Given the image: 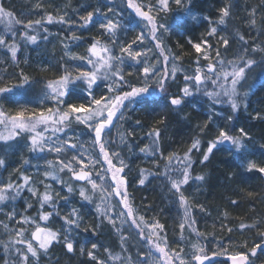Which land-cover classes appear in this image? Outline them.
Here are the masks:
<instances>
[{
    "label": "snow or ice",
    "instance_id": "obj_1",
    "mask_svg": "<svg viewBox=\"0 0 264 264\" xmlns=\"http://www.w3.org/2000/svg\"><path fill=\"white\" fill-rule=\"evenodd\" d=\"M43 7L42 3L36 4L37 9ZM87 7L91 10L83 15L79 12L84 6L73 10L75 18L67 10H58L25 21L0 5V49L6 57L0 59V81L8 74L9 65L20 69L11 73L14 82L0 83L3 264H40L42 256L56 244L66 254H75L79 245L80 255L86 254L90 264H255L264 254V216L248 223L245 221L251 217L230 218V213L223 211L213 221V228L219 223L228 235L215 237L214 231L205 232L197 226L196 212L205 217L210 213L204 204L191 202L184 188L206 181L205 173L193 175L195 165L198 160L205 166L215 151H226L236 163L238 172L229 173L228 181L237 175L243 181L252 172L264 175V162L251 159L257 152L264 156V143L257 147L247 126L237 127L241 110L247 113L250 106V96L258 87L264 88V40H259L264 36V15L256 38L249 41L239 28H228L233 0H224L216 9V19L194 11L193 0H121L120 6L116 0H96L95 6ZM260 8L264 3L253 7L245 17L249 30L256 27ZM190 22L207 27L198 38L186 37L191 52L184 51V45L177 41V53L167 39L174 34L184 36L190 31ZM50 25L60 26L55 35L63 54L54 77H36L20 68L18 54L22 47L47 43L53 36ZM93 26L98 35L77 34ZM137 28L140 31L135 37L127 39V34ZM146 39L152 47L145 46ZM234 43L237 48L232 52ZM81 44H87L83 54L72 51ZM257 53L261 54L259 59L255 58ZM186 56H194L188 68L184 67ZM28 63L26 56L24 64ZM254 69H259L258 78L241 91ZM40 70L46 72L48 66ZM36 85L40 86L39 92L33 99L20 103L18 98L32 95ZM197 98L209 102L204 113L207 119L196 125L198 131L184 151L165 155L161 137L169 115L181 113L190 104L196 107L193 102ZM5 101L16 106L10 108ZM136 108L149 115L159 110L158 118L144 135L149 143L139 148L140 153L153 158L156 171L140 168L136 183L144 186L149 177L166 181L173 202L182 211L177 247H172L166 227L158 218L140 214L129 191L131 168L124 150H135L134 129L146 125L135 120L128 130L118 133V138L112 135L118 124L122 127V121L131 119L126 115L128 110ZM180 119L186 121L189 117L185 114ZM250 119L264 123V113L254 110ZM210 134L204 148L201 138ZM21 148L29 156L21 155L18 166L5 179L3 173L17 163L9 155ZM196 153L200 155L194 159ZM50 154L53 158L46 159ZM32 160H43L44 164H32ZM161 162L163 171L159 170ZM30 168L34 172L30 173ZM24 193L29 199H23ZM243 197L252 200L257 194L247 191ZM258 198L264 200V193ZM19 201L24 204L22 211L15 207ZM92 205L96 222L87 224L85 217ZM239 205L240 200H229L230 207ZM62 207L67 208L66 213H62ZM86 208L89 212L83 211ZM33 209L35 213L29 215ZM56 220L60 226H50ZM105 222L119 236L120 252L93 242ZM253 230L255 235L250 241L246 237L242 243L234 242L232 233ZM132 232L139 244L135 258L127 246ZM210 237L215 239L211 248L206 243ZM100 247L103 258L98 254Z\"/></svg>",
    "mask_w": 264,
    "mask_h": 264
},
{
    "label": "rangeland",
    "instance_id": "obj_2",
    "mask_svg": "<svg viewBox=\"0 0 264 264\" xmlns=\"http://www.w3.org/2000/svg\"><path fill=\"white\" fill-rule=\"evenodd\" d=\"M251 1H254L255 4H261L264 3V0H233V15L232 19L229 21L228 28L229 30H232L234 27L239 28V30L245 34L246 39H249V41L252 40L251 36H254L251 34L250 30L248 29V26L245 21V17L248 16L249 14V3ZM145 2H148V0H145ZM201 0H193V3L195 5L194 11L199 13L200 15H211L213 19H216V9L220 6H222L224 0H208L206 3H200ZM37 3H42L43 4V9H37L36 4ZM96 5V0H1L0 5H2L6 10L12 11L18 18H21L23 20H28V19H38L40 18L41 15H43L47 11L53 12V14H56V12L59 10L60 12H63L67 10L68 14L70 16H73L75 18V13L73 10L75 9H80L81 6H84V11H80L79 15H83L84 12L91 10V8H88L87 5ZM117 6H120L121 0H116ZM67 6V7H66ZM172 7L175 9V4L172 5ZM29 13H32L29 15ZM50 32L53 33V36L50 37L49 41L47 43L41 42L38 47H33V46H28V47H22L20 53L18 54V59L20 60V68H23L24 71L30 75L36 76V77H48L52 78L56 75L57 73V68L59 64V60L61 55L63 54L59 45V37L56 36L55 34L60 30L59 25H50L48 26ZM207 25H197L195 22H190L188 25V28L190 29L189 32H186L183 37H185V40L187 42L186 37L188 35H191L194 39L198 38L201 33L205 31V28ZM140 31V29H134L130 31L127 34V39H132L135 37V35ZM78 35H82L84 37H91L93 35H98L97 27L93 26L91 27L90 30L88 31H77ZM221 35L225 33H220ZM171 37V36H170ZM167 39V43L170 47L173 48L171 42H169V38ZM262 38V36H260ZM264 37V36H263ZM259 38V40H263ZM19 40V37H17ZM22 43V42H21ZM145 46L147 47H152V44L146 39L145 41ZM87 47V44H81L79 47H73L72 51L76 53L83 54L85 49ZM237 48V45L234 43L232 52H234ZM174 49V48H173ZM260 53H257L255 58L259 59ZM29 58V63L27 65L24 64V59L25 57ZM229 56H231V52L229 53ZM0 59H6L5 53L3 49H0ZM47 65L48 70L46 72H42L40 69L42 66ZM20 69L12 67L9 65L8 67V74L4 75L3 80L0 81V83L3 82H14L15 81V76L11 75L13 72H18ZM0 72H3V68L0 67ZM259 72V69H254L252 72L248 74V80L245 83V87L241 89V91H244L247 89L248 85L253 83V80L257 79V73ZM183 75H180V79L182 80ZM39 85L34 86L33 94L30 95L29 97H19V102L22 104H27L30 100L33 99V96L39 92ZM176 90L175 86L171 89ZM252 94L249 99V108L247 110V113H245L243 110L242 114L245 119H250V115L254 114V110H259L262 113H264V100L261 98H255ZM8 107H15V104L8 103L5 101ZM196 104V107H193L191 104L183 109V111L179 114H171L175 115L178 119H180L181 116L187 114L189 116L190 113L193 114L192 117H190L192 121V130L198 131L196 128L197 124H202L204 120L207 119V116L204 114L207 111L208 108V101L207 100H197L193 102ZM35 106L39 107V104H36ZM127 116H130L131 119H126L125 121H122L121 124L123 125L122 127L118 124L117 128L113 129V136H116L118 138V133L124 132L128 130L133 124H134V119H133V109H129L128 112L126 113ZM181 120V119H180ZM252 120V119H250ZM254 122V120H252ZM237 127H240V124L237 123ZM135 131V139L132 141L135 145L136 148L132 153H128L127 149H125V157H126V162L129 164L131 168V172L129 173V179L131 181V186L132 188H136V181L138 180V172L140 168H146L152 171H156L155 168H153V158L149 157L148 155H145L143 153L139 152V148L143 147L145 144L149 143V140L144 138V135L147 133L148 129L145 127L143 128H136L134 129ZM214 131V127L212 129ZM250 132V131H249ZM167 133H163V136L161 137V143H162V149L165 153V155L168 154V152H182L186 149L188 144L186 142H180L178 145L175 147L170 148V145H168L167 149H165V145H163L162 140H166ZM211 137V135H210ZM26 139V137H25ZM85 140H87V137H84ZM256 146L259 147L260 143H264V139H256L254 138ZM87 146V145H86ZM21 155L23 157H28L29 153L27 152L26 149L21 148L19 149L15 155H9V159L16 161L17 163L11 164L7 171L3 173V176L5 179H7L8 174L12 172V169L18 166L19 160L21 159ZM230 157V156H229ZM53 155H47L46 159H52ZM158 159V157H157ZM231 162L232 158L230 157ZM251 159L256 160L258 163L259 162H264V156H261L259 152L254 157H251ZM32 164L40 163L41 165L44 164V161H36L32 160ZM163 162H161L160 167H162ZM233 166H229L231 169H237L236 163L232 162ZM160 171L161 168L159 169ZM43 171V168L41 169ZM242 171V170H241ZM29 172L32 173L34 172V169H29ZM249 174V173H248ZM253 175H255L256 179H259L261 184L263 183L264 180V175L259 174L257 172H252ZM41 177H37V179H40ZM67 179V177H65ZM146 186L144 191H149L152 190L158 196V209L157 210H151L149 208H146L147 206L145 203H143L142 198L136 197L134 198V204L135 206L139 207L140 214L146 215V218H153L156 217L160 220V202H159V193L162 196L163 202L166 203L167 207L169 206L174 207L175 209L179 210L178 204H175L173 202L174 197L172 194L168 191V188L166 187V181H164L161 178H152L149 177V181H146ZM58 188V186H56ZM131 188V189H132ZM145 191V192H146ZM132 193V192H131ZM134 194V192H133ZM152 195V194H151ZM185 195H187V191L185 192ZM134 197V195H133ZM23 199L27 200L29 199L28 194L24 193L23 194ZM190 201L193 203H199L202 204L203 200L200 198L198 199H191L189 198ZM115 203V202H114ZM12 207V205H9V209ZM16 209L18 211H22L24 208L23 201H19L15 205ZM94 205L90 206L91 212L85 217L86 223L87 224H93L96 222L95 220V214H94ZM207 208V207H206ZM9 209H5V212L8 211ZM62 213L67 212V208H61ZM84 212H89V209H83ZM208 213L210 215H207L206 217L203 214H200L198 211L196 212V218L198 220V227L205 232H215V237H226L227 231L226 229L224 231H221L219 223H216L215 228H213V221L216 219L218 215H220L222 212L220 211L219 214H217L218 211L215 209H208ZM31 211L28 213L29 215ZM261 216H264L263 213H261L260 210L254 209V212L251 214V219L249 221L252 222V220H258ZM4 216L0 215V220H3ZM161 222V220H160ZM225 223H228V221H224ZM60 221L56 220L53 222L52 225L53 227L58 228L60 226ZM231 226V224L229 225ZM2 228H0V233H2ZM129 232H131L130 229H128ZM241 235V234H240ZM239 233H232L233 240L234 242L237 243H242L244 241L243 238ZM168 236V235H167ZM185 236H188V233L185 232ZM240 236V237H239ZM6 238V237H5ZM169 241L171 242L172 247H177L178 242H179V232L175 234L173 232L170 236H168ZM93 242H99V244L103 245L104 247H111L114 252H120L119 248V236L112 231L111 226L105 222L101 228L99 229V234L95 238ZM208 244V247L211 248L212 245L215 243V239L210 237L208 241H206ZM127 246L129 249V253L135 258L136 256V250L137 247L139 246L138 244V238L136 237V234L134 232L131 233V238L127 241ZM98 254L103 258L104 252H103V247H100L98 249ZM126 255V254H125ZM72 258L75 259V261L79 262V264H90L88 261V257L85 254L84 256H81L79 253V245H77V251L75 254H71ZM67 257L68 254L65 253V250L62 248L60 244H56L55 246L52 247L48 255L42 256L40 260V264H56V263H62V264H67ZM70 258V257H68ZM83 259L86 260L85 263L83 262ZM264 262V254H261L259 256V259L255 261V264H262Z\"/></svg>",
    "mask_w": 264,
    "mask_h": 264
},
{
    "label": "trees",
    "instance_id": "obj_3",
    "mask_svg": "<svg viewBox=\"0 0 264 264\" xmlns=\"http://www.w3.org/2000/svg\"><path fill=\"white\" fill-rule=\"evenodd\" d=\"M207 0H201L200 3H206ZM210 0H208L209 2ZM1 3V0H0ZM249 5V12L253 7H258L260 4H255L254 1H251ZM264 15V8H260L256 15L257 25L255 28H252L250 30L251 34L254 36H251L252 39L256 38L257 32L261 27V16ZM261 38V37H259ZM264 40V37L262 38ZM179 41L180 44L184 45V51L191 52L190 45L185 40V37L181 36L180 34H174L169 38V42H171L173 48L177 53H179L180 49L176 47V42ZM194 59V56H186L184 59V67L188 68L191 67V60ZM176 90H173V92ZM261 92H264V88H259L256 90L253 94L255 98L258 97V95H261ZM262 96V95H261ZM197 100H200L197 98ZM206 100V99H205ZM157 112L152 113L151 115L147 114L142 109L136 108L133 110V119L134 120H140L145 127L148 129L153 123L156 118H158ZM193 114H189L188 120H180L175 115H169L168 118V124L167 128L164 129L163 133H167L166 140H162L163 145H165V149H167L168 145H170V148L175 147L180 142H186L188 145L191 142L192 134H195L194 132H197L195 129L191 131L190 128H192V121L190 117H192ZM241 121L238 122L240 126L243 124V126H247V129L250 130L251 133L255 135V138L257 139H264V123H260L258 121H252L245 119L243 117L242 111L240 113ZM178 122L181 124L177 125ZM144 127V128H145ZM254 127V128H253ZM253 129V130H252ZM208 137L203 136L201 139L203 141V147L206 148ZM164 149V148H163ZM199 153L194 154L193 158L197 159L199 156ZM151 157V156H149ZM229 166H233L231 159L229 157V154L226 151H215L214 155L210 157V161L207 162L205 166H201L197 160V163L195 165V171L193 175L205 173L207 174V179L205 182H197L191 184V186H185L184 191H187V196L191 199H198L200 198L203 200L202 204H204L208 209H215L217 214L219 212L228 211L230 213V218H237V217H251V214L254 212V209H258L263 213L264 215V200H260L259 194L264 193V180L261 184L259 179L255 178V175L252 173L247 174V178L243 179L237 175L235 179L232 181H228L226 177L229 173H235L238 172L236 169H231ZM163 171V165L160 167ZM264 178V177H263ZM162 179V178H161ZM242 181V182H241ZM145 186H139L136 185V188H132L130 186L129 191L134 192V198L139 197L145 200H142L143 203H145L147 206L154 207L155 210L158 209V197L157 195L153 194L154 191H144ZM132 188V189H131ZM247 191H253L257 194V197L248 200L243 197V193H246ZM152 194V195H151ZM137 199V198H136ZM230 199H238L240 200V205L237 208H232L229 206V200ZM159 202H160V220L161 223H163L167 230V235L170 236L173 232L178 233V228L172 227V224L169 227L168 221L170 222L171 219H176L177 224L179 223L180 217L182 216V211L178 210V213H174L175 207H167L166 203L163 202L162 196L159 193ZM192 202V201H191ZM173 211V213H172ZM177 212V210H176ZM35 213V209L31 210V215ZM252 218V217H251ZM250 219H246L245 222L251 223L249 221ZM174 228V229H173ZM255 231L252 232H245L241 234L239 231H236V233H239L241 238L245 239L246 237L249 238V241L252 236L255 235ZM235 233V232H234ZM239 236V237H240ZM70 257V258H68ZM67 257V264H79V262L75 261L74 258H72L71 254H68ZM86 260L83 259V262L85 263ZM0 264H3L2 259H0ZM56 264H62V263H56ZM81 264V263H80Z\"/></svg>",
    "mask_w": 264,
    "mask_h": 264
},
{
    "label": "bare ground",
    "instance_id": "obj_4",
    "mask_svg": "<svg viewBox=\"0 0 264 264\" xmlns=\"http://www.w3.org/2000/svg\"><path fill=\"white\" fill-rule=\"evenodd\" d=\"M261 95H262V96H261ZM261 95H260V96L258 95V97H257V98H258V99H259V98H261V99H263V100H264V92H261ZM257 98H256V99H257ZM248 120H250V119H248ZM177 123H178L177 125L181 124V123H180V122H178V121H177ZM241 126H243V124H242ZM253 128H254V127H253ZM190 129H191V131H192V128H190ZM252 130H253V129H252ZM249 131H250V130H249ZM194 133H196V132H194ZM250 133H251V132H250ZM193 135H194V134H192V136H193ZM210 135H211V134H210ZM210 135H208V136H205V137H208V138H207V140H208L209 138H211V137H210ZM251 135H252V136L255 138V135H254L253 133H251ZM256 139H257V138H256ZM157 197H158V196H157ZM174 207H175V206H174ZM150 209H151V210H155V208H154V207H151ZM172 213H173V211H172ZM174 213H178V212H176V210H174ZM167 224H169V227H170L171 229H172V227L176 228V227H177V225H178V224H177V220H176V219H174V218H173V219H171V221H170V222L168 221V223H167ZM170 224H172V227L170 226ZM174 228H173V229H174Z\"/></svg>",
    "mask_w": 264,
    "mask_h": 264
}]
</instances>
